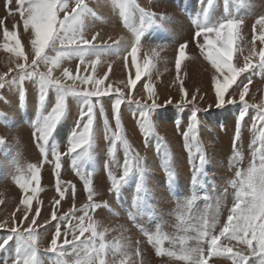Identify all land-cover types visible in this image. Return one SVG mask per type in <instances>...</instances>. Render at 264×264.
Wrapping results in <instances>:
<instances>
[{
  "label": "bare ground",
  "instance_id": "6f19581e",
  "mask_svg": "<svg viewBox=\"0 0 264 264\" xmlns=\"http://www.w3.org/2000/svg\"><path fill=\"white\" fill-rule=\"evenodd\" d=\"M102 1L104 5L100 7V11L104 14L112 13L116 21L109 25L108 32L101 36L97 32L99 28L97 30L92 27V22L87 23L91 29L83 32L85 39L102 42L96 49L93 48L85 54L83 61L81 57L61 56L59 66L55 67L52 73L56 78L66 79L64 83L75 86L77 91L92 90L94 85L84 84L80 79L73 81L64 78L65 69L74 73V77L87 76L101 80L99 87L102 93H105L109 85L112 87L110 93L92 98L95 107L91 145L77 149L80 156H87L83 162L74 163L66 159L75 166V171L69 166V172H59L57 177L52 152L54 149L50 146H43L42 149L36 138L33 140L32 132L21 138L18 148L10 155L11 159L2 148L0 176L5 180L0 182V190L9 185V194L5 196L4 212L0 221L13 220L0 229V243L12 234L9 230L13 227L28 226L32 223L33 216L38 220L39 215L29 213H35V209L39 207L41 220L25 230L28 235L30 229L34 228L36 246H45L36 250L38 264H77L78 260L83 264L85 256L94 255L93 248H99L101 232L105 249L96 264H99V259H103L104 264H121V261L123 264H190L188 260L182 259L187 249L201 246L204 254H207L206 240L198 239L201 236L203 219H210L218 212L219 222L214 234L219 233L235 202L241 180L246 179L250 167H257L256 161H260L262 155V152L257 151V131L260 132L264 121L259 119L261 109L257 106H264V68L259 66L260 57L252 55V49L255 47L256 53H259L264 47V43L259 39L264 29L256 23L260 17H264V0H211V3L209 0ZM3 6L4 1L0 0V8ZM109 8L113 10L110 11ZM141 9L153 13V17H142ZM227 19L240 22L233 64L242 67L245 62H249L256 66L237 78L240 88L233 85L229 90L236 103L217 106L213 77L219 74L206 59L207 46L203 49L200 47L204 45V37H195L194 34L200 23L213 26ZM0 20L4 22L0 24V74H10L9 68L15 71L20 58L4 47L5 43L14 45V41H5L4 27L16 31L17 38L24 47L31 45V29L25 32L21 19L0 16ZM108 22V18L103 20L104 25ZM138 34L141 39L137 44ZM182 44L186 45V56L181 61V69L177 73L175 59ZM133 45L137 48L136 62L142 69V75L135 86L129 87V79L136 78V65L133 64L131 55ZM101 47L103 56L98 51ZM90 57L97 61L104 59V63L97 67L78 66L81 62L89 65L87 61ZM245 57L250 59L246 61ZM145 60L150 61L146 71ZM30 61L31 56L26 63ZM43 68L47 70L44 64ZM181 81L188 93L187 97L180 92ZM146 83L153 87L154 95L151 97L144 88ZM244 84H248L249 88L245 95L247 106L239 101V91ZM31 88L37 91L34 84ZM116 88L121 89L124 97L119 109V133L122 135L126 131L125 135L132 137L139 146L137 151L130 152V164L134 171L128 180L120 185L119 191L112 189V180H118L123 175L124 150L115 144L114 150L109 151L113 148V134L118 131L113 109L117 96ZM193 94L197 97L195 101L184 107L179 106L185 99L191 101ZM225 99H229L228 94ZM153 100L158 105L149 113L153 129L145 135L140 127V113L145 110L144 104L151 105ZM84 102L85 98L82 96L67 95L64 115L51 135H55L56 141L64 143L67 149L68 139L78 121L81 128L86 122V117L83 120L80 118L81 109L86 112ZM38 104L39 96H31L26 106L27 118L31 117ZM53 106L48 103L46 109L38 110L31 120L32 126L37 122L42 124V117L46 116ZM0 109V137L7 141L12 136L7 129L6 120L10 105L2 95ZM242 109L245 111V117L238 124ZM194 110L198 122L197 140L189 141L190 153L186 148L183 133L189 131ZM107 121L114 124V127L109 126ZM12 142L13 146H16L18 138L14 137ZM260 142V145L264 144L262 140ZM200 153L205 156L203 165L199 164ZM135 157L139 158L138 163L144 169L143 176L135 171ZM89 162L91 170L88 168ZM197 167L199 172L194 171ZM36 169H39L40 176L38 184L32 180ZM77 171L80 175H77ZM238 172L242 175L237 176ZM80 177H89L91 180V203L98 207L87 210L88 215L83 224L86 228L90 225L95 227L96 236L92 235L91 230L81 234L79 228L81 222L78 217L84 216L82 207L88 202L89 192L85 180L80 181ZM58 182L60 189L64 190L63 197L57 189ZM25 183L28 185L27 191L20 187ZM202 190L208 191L207 199L204 198ZM25 196L32 198L29 218H20L17 215H23L25 206L21 204V200ZM56 200L60 201L58 205L55 204ZM197 200L198 203L194 205ZM53 210L58 217L66 213L74 215H69L68 220L61 222L52 219ZM57 223H60L61 235L57 237V246L53 251L51 239L55 235ZM149 235L153 237L151 241ZM65 239L72 243L65 245ZM156 240L161 243L157 244ZM220 243L232 248V253H239L238 246L247 250L248 245L243 240H230L227 237H223ZM73 246L76 247V252H73ZM18 251L28 253L30 250L22 241L12 236L4 248L0 249V264H5V261L7 264H13V255ZM232 253L223 252L221 249V254L213 255L208 264L229 263V259L234 260ZM261 258H252L248 264H260Z\"/></svg>",
  "mask_w": 264,
  "mask_h": 264
},
{
  "label": "snow or ice",
  "instance_id": "6c2138e0",
  "mask_svg": "<svg viewBox=\"0 0 264 264\" xmlns=\"http://www.w3.org/2000/svg\"><path fill=\"white\" fill-rule=\"evenodd\" d=\"M12 0H7V5L10 6ZM211 3V0H209ZM17 11L19 16L23 22V28L25 32L31 29V46H32V57L31 63L28 65L26 62L28 57L21 50V42L17 38L16 31H10L7 27H4L3 35L5 41H14V45L10 46L8 43H5L4 47L16 54L17 57L22 58L25 63L17 62L16 69H18V78L19 81H23L25 78L35 77L38 79L41 89L39 102L43 105L47 89L49 87L55 88L57 90V97L54 106L51 108L50 112L46 116L42 117V126L37 123L35 125L36 132L34 135L38 141H42L41 148L43 149L44 144H46L51 137L52 133L55 131L56 125L63 117L65 112V98L67 95H76L82 96L85 98L84 106L86 108V112L81 109L80 118L83 120L86 117V122L82 124V128L80 126V122L78 121L77 127L74 128L70 137L68 139V149L67 154L71 155L75 153L77 149H83L86 146L91 145L92 140V127L94 122V107L95 105L92 103V98H99L102 94L110 93L112 91L111 85L105 90V93H102L100 89V85L102 81L99 79H94L92 77H74L71 73L65 69L63 72V77L72 79L75 81L76 79H80L84 84L92 83L94 85L92 90L83 89L77 91L75 86H70L64 83L63 78L53 77L52 73L55 67L59 66V60L61 59L62 53H57L55 57H49L46 53V49L55 48L57 42L62 46V48H69L72 50L71 52L79 53L81 57V61H83L84 50L88 48L91 42L84 38L81 32V22L80 18L84 12L88 11L87 5L83 2V0H76V6L72 8L71 12H68L67 6L61 2V0H16ZM63 9L65 11V16L63 20L58 21L57 13ZM9 11H11L9 7ZM142 17H147L151 19L153 17V13L145 12L143 9L140 10ZM4 22L0 20V24ZM239 21L233 19H227L224 22L219 23L218 25L207 26V25H199L198 30L194 34L195 37H200L201 35L204 37V45L200 47L203 49L205 45L207 46V51L205 53L206 59L209 60L212 64V67L219 74L213 77V84L215 90V99L217 106H222L225 103L234 104L236 103L235 98L232 96V93L229 91L233 88V85L236 88H240V85L237 84V78L247 71L248 69L256 66L252 63L245 62L242 67H237L233 64V55L235 49V44L237 41V31ZM262 29H264V17H260L257 22ZM16 25H13L15 28ZM255 27V26H254ZM214 34V36H213ZM95 36L93 37V40ZM141 36L138 34L136 36V43L140 42ZM256 36H253V41H255ZM259 39L262 43H264V31L261 32ZM186 45L182 44L179 46L178 54L175 59V67L177 73H179L181 69V61L185 58ZM136 54L137 48L135 45L131 48V55L133 64L136 65V78L129 79L128 85L129 87L135 86L137 81L141 79L142 69L139 64L136 62ZM252 55H258L260 57L259 66L264 68V47H262L259 53H256L255 47L252 49ZM250 58L245 57V60L248 61ZM44 64L47 68L46 71H39L40 64ZM150 61L145 60L144 70L146 71L149 67ZM13 70L9 68V72ZM8 73L0 74V87L3 86L5 82V77ZM107 75V73H105ZM222 77V79H221ZM15 79V78H14ZM250 83V81H249ZM144 88L148 91L149 96H153V87L151 84H144ZM249 88L248 84H244L242 89L239 91V101L245 106H247L245 101V95L248 93ZM180 92L184 97H187L188 93L183 87V82L181 81ZM115 93L117 94L115 102L113 104V109L115 112L116 119V127L117 133H114L115 139L112 141L113 148L109 151H113L115 148V141L121 140L122 136L119 133L120 129V117H119V109L124 100L123 94L120 88L115 89ZM226 94H228L229 99H225ZM196 95L193 94L191 97V101L187 99L183 100L179 106L184 107L187 104L196 100ZM138 102V101H136ZM170 102V101H169ZM155 100L148 105L144 104V109L141 111V122L140 127L142 131L147 135L152 131L153 126L151 124L149 113L152 112L153 109L157 108ZM261 109L259 119L264 121V106H257ZM192 123L189 125V131L183 133L185 138L186 148L189 149L191 153V144L189 141H196V131H197V121H196V111L194 110L192 113ZM245 117V111L242 109L238 116V124ZM239 135V128L237 129V138ZM264 136V133H262ZM0 143H3V138L0 137ZM127 145V142L125 141ZM235 144V139H234ZM257 151L264 152V146ZM130 148L126 146L125 149V161L123 165V175L117 180L113 178L112 180V189L115 191L120 190V185L126 182L131 173H133L134 169L130 164ZM47 154L45 153V156ZM55 157V175L59 177V170L61 168L60 164V153H53ZM137 161L135 171H137L141 176H143L144 169L139 165V158H134ZM205 161V156L200 153L199 154V164L203 165ZM195 172H199V167L194 168ZM77 175H80L79 171H77ZM240 172L237 173V176H241ZM85 180V186L89 187L91 184V180L89 177H81ZM194 180L196 177L194 176ZM32 180L37 184L39 183V169H36L35 174L32 176ZM235 186V185H234ZM20 187L27 191L28 185L27 183L21 184ZM139 187V186H138ZM57 189L60 192L61 197L64 195V190L60 189L59 182L57 183ZM93 197V193L91 188L89 187L88 199L90 201L89 204L85 205L83 211L84 216L78 217V220L81 222L79 224V228L81 234L85 231H92V235L96 236L97 232L95 227L91 225L86 228L83 224V221L86 219L89 208L98 207L95 203H91ZM32 203V198L29 196H25L21 200V204L25 207L23 208V215L25 218L28 217V212L30 210V206ZM60 201L56 200L55 204H59ZM36 215L40 214V208L37 207L35 209ZM69 215H74V213H66L64 216L58 217L56 215V211L52 212V219L58 221L68 220ZM33 223L36 222L35 216L31 217ZM218 212L216 215H213L210 219L204 218L201 236L199 238H203L206 240L208 244L207 255H220L221 249L223 252L232 253V248L223 246L220 241L222 237H227L230 240H236L247 243L249 247L252 246L253 240L258 242L260 254L262 256L260 260V264H264V154L260 157L259 167L253 165L249 168L247 172L246 179L241 180V186L238 188L236 192L235 202L230 209V212L227 216V221L222 225L219 229L218 234H214V230L218 223ZM259 222V223H257ZM5 227L4 224L0 223V229ZM56 232L55 235L51 239L52 250L55 251L57 246V237L61 235L60 232V223L55 225ZM12 235L18 236V238L23 242L24 245L28 247L30 250V257L25 258L22 261V264H38L36 259V243L37 238L34 235L35 229H30L27 238L25 239L24 233L19 232L17 228L13 227L9 230ZM249 232H251V239H247ZM243 234V235H241ZM12 235L6 237L2 243H0V249H3L4 246L8 243L9 240L12 239ZM101 237V243L99 244V248H93L94 255H86L83 261V264H96V260L103 255L105 244L103 243V232L99 233ZM78 239V237L76 238ZM153 237L149 235V240L151 241ZM157 244H160V240L155 241ZM72 242L67 239L64 240L65 245H70ZM73 252H76V247L73 246ZM63 255V253H61ZM78 255V253H77ZM239 257L241 261H246L248 258L246 256H242L240 253H233V259L235 262V258ZM182 259L188 260L190 264H207V260L204 255V249L201 246H197L196 248L187 249L185 255ZM7 264V261H5ZM13 264H21V260L18 257ZM77 264H81L78 260ZM99 264H104L103 259H99ZM123 264V261H121Z\"/></svg>",
  "mask_w": 264,
  "mask_h": 264
},
{
  "label": "rangeland",
  "instance_id": "374dc122",
  "mask_svg": "<svg viewBox=\"0 0 264 264\" xmlns=\"http://www.w3.org/2000/svg\"><path fill=\"white\" fill-rule=\"evenodd\" d=\"M3 1H4V6H3V8H0V16H3V17L8 18V19H18V20L21 19L19 16V13L17 11L16 0H12V3L10 6L7 5V0H3ZM61 2L67 6L68 12H71L72 8H74L76 6V0H61ZM83 2L87 5L89 10L84 12L80 18V22H81V29L80 30H81L82 34H83V32L91 29V27L89 28L87 26V23H89V22H92V24H93L92 27L97 28V30L99 28V31H97V32H99L100 36L103 35L105 32H108V26L113 24L116 21V19L112 13L104 14L100 11V7H103V5H104L103 1L102 0H83ZM9 7H10L11 11H9ZM109 10L112 11L113 9L109 8ZM57 16L60 17V20H63L64 16H65V11L63 9H61L57 13ZM106 18L109 19V22L107 23V25H104L103 20ZM200 24L204 25L203 23H200ZM89 41L91 42V44L88 48H86L84 50V55L89 53L93 48L96 49L98 47V45L102 42V41L96 42V41H92V40H89ZM112 41H114V40H111V42ZM21 50L25 53V55L27 57H29V56L32 57V46L31 45H29L27 47H24L23 45H21ZM71 51L72 50H70L69 48H62V46L59 44V42H57L55 48L50 47V48L46 49V53L48 56L55 57L57 55V53H62V56L66 55L68 57H78V58L80 57L79 53H75V52H71ZM98 51L103 56V54H104L103 47H101V49H99ZM19 62L25 63V61L22 58H20ZM87 62L89 65H85L84 63L81 62L78 66L97 67V66H100L104 63V59H102L101 61H97L94 58L90 57ZM30 63H31V61L28 62L27 64L30 65ZM18 71H19L18 69H15V71H12L10 74H8L7 77L5 78V82L3 83V86L0 87V95L4 96L10 105V110L6 115V120L8 122L7 129L12 134V136L9 137V139L7 141H3V143H0V153L3 152L2 151V148H3L8 154L7 157L10 159H11L10 155L16 151V149L19 146L20 140L24 135L32 132V138L34 137L33 140H35V138H36V136L34 135V133L36 132L35 131L36 130L35 125L37 123H39L42 126V124L40 122H37L32 126L31 120L35 117L38 110L46 109L48 103L54 105L56 102L57 94H58L57 90L55 88L49 87L47 89L46 98H45L43 105H41L39 102V104L33 110L31 117L27 118L25 116L27 103H28L31 96H34V97L40 96L41 86H40L38 79L35 77L25 78L23 81H19V78L17 75ZM39 71H45L43 68V63L40 64ZM73 74L71 73V75H73ZM63 81L65 82L66 79H63ZM32 84H34L36 86L37 91H34L31 88ZM69 95H71V94H69ZM0 111H1V109H0ZM107 123L112 128L114 127V124H111L110 121H107ZM237 127H238V125H237ZM29 130H31V131L29 132ZM33 130H34V132H33ZM263 131H264V126H262V129L260 130V132L257 131L258 138H259V145H257V148H259V149L262 146H264V144L260 145V143H261L260 140H262L264 142V136H262V133H264ZM125 134H126V131H124L123 134L121 135L122 136L121 140L115 141V144L124 150V155H125L126 146L128 148H130L131 152H135L139 148V146L135 142V140L132 137L127 136ZM249 135H251V134H249ZM14 137L18 138V142H17L16 146H13V142H12V139ZM36 141H38V140L36 139ZM125 141L127 142V145L125 144ZM38 142L40 144L43 143L42 141H38ZM253 145L256 146L255 144H253ZM44 146H50L54 149L52 152H56V153L61 154V158H60L61 168L59 170V172L61 174H63V173L65 174V173L69 172V166H72V170L75 171V166H73L70 162H74V163L83 162L87 156V154L80 156L77 151L75 153H72L71 155H68L66 145L64 143L63 144L58 143L56 141L55 135L51 136L49 138L48 142L46 144H44ZM236 153H238V151H236ZM262 154H264V152H262ZM66 159H68L70 162H67ZM256 162H258V164H259V162H260L259 159ZM258 164H257V167H258ZM88 168L91 170L90 162L88 163ZM107 172H108V166H107ZM2 180H5V178L3 176H0V182H2ZM81 180H82V178L80 177V181ZM8 186H6L5 188L0 190V212H1L0 216L4 212L3 206L5 204V196L9 194ZM116 197L118 199V194L116 195ZM92 201H93V198H92ZM89 203H90V201L88 199V202L85 205H87ZM85 205H84V207H85ZM84 207H82V209H84ZM29 214H36V213H29ZM17 216L20 218L24 217V215L21 216L20 214H18ZM39 216H40V218L38 220H36V222L41 220L42 216L40 214H39ZM12 220H10L8 222L0 221V223L4 224L6 226ZM257 223H259V222H257ZM32 224H34V223L33 222L30 223L26 227H18L17 228L19 232L24 233L25 239L27 238V234H26L25 230L28 229L29 227H31ZM12 236L19 239L18 236H16V235H12ZM247 239H251V232H249ZM252 246H251L252 248L248 247V245L246 246L248 251L243 246H238L237 247L238 250L235 246V249L237 251H239V253L242 256H246L247 258H250L249 261H251V259H252L251 257H253L255 255H257L258 257H262V256H260V252H257V250L259 249V246H258V242L256 240H253ZM43 248H45V246H43V247L36 246V250H41ZM256 253H258V254H256ZM13 256L15 257L14 261L19 257L21 259V264H22L23 259L30 257V251L28 253H23L21 251H18ZM231 256H233V253ZM229 258H231V257H229ZM237 258H239V257H237ZM253 258H255V257H253ZM230 260H232V259H229V263H226V264H237V263L244 264V262H245V261L241 262L240 258L237 260L235 259L236 260L235 263H234V260H232V261H230Z\"/></svg>",
  "mask_w": 264,
  "mask_h": 264
},
{
  "label": "trees",
  "instance_id": "16d2710c",
  "mask_svg": "<svg viewBox=\"0 0 264 264\" xmlns=\"http://www.w3.org/2000/svg\"><path fill=\"white\" fill-rule=\"evenodd\" d=\"M57 19H58V21H60V17L59 16H57Z\"/></svg>",
  "mask_w": 264,
  "mask_h": 264
},
{
  "label": "water",
  "instance_id": "95a60500",
  "mask_svg": "<svg viewBox=\"0 0 264 264\" xmlns=\"http://www.w3.org/2000/svg\"><path fill=\"white\" fill-rule=\"evenodd\" d=\"M60 185H61V186H63V183H62V182H60Z\"/></svg>",
  "mask_w": 264,
  "mask_h": 264
}]
</instances>
